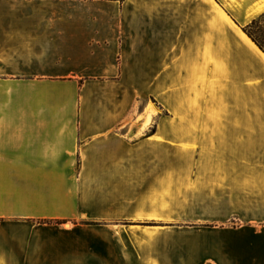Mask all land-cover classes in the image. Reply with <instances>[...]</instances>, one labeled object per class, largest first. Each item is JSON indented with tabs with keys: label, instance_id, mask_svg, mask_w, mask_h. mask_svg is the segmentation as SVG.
Listing matches in <instances>:
<instances>
[{
	"label": "crops",
	"instance_id": "0c3cea01",
	"mask_svg": "<svg viewBox=\"0 0 264 264\" xmlns=\"http://www.w3.org/2000/svg\"><path fill=\"white\" fill-rule=\"evenodd\" d=\"M263 13L264 0H0V264H264V53L233 20ZM215 27L235 41L217 45L223 101L260 159H164V123L133 138L135 85L174 109L167 36L180 50L199 30L213 51ZM167 182L172 235L117 224L165 219Z\"/></svg>",
	"mask_w": 264,
	"mask_h": 264
},
{
	"label": "rangeland",
	"instance_id": "374dc122",
	"mask_svg": "<svg viewBox=\"0 0 264 264\" xmlns=\"http://www.w3.org/2000/svg\"><path fill=\"white\" fill-rule=\"evenodd\" d=\"M233 20L243 26L252 21L244 24L241 19ZM256 21L257 24L252 25L251 30L264 37V16ZM218 23H223L220 18ZM234 24H229V28L242 43L236 32L237 25ZM198 27H201V21H198ZM217 29L215 27L212 39L209 38L214 45L213 51L207 50L206 35L199 30L196 35L181 36L180 50H175V37L167 36L165 95L174 101V109L169 100L164 101L169 110L163 107L157 96L156 84H149V88L148 85H135V88H140L144 93L135 101V114L140 113L134 124L133 138L135 141L143 139L152 131L156 132L160 124L164 123L161 125L165 143L164 159H260V153H255L252 147H239V140L248 138V133L244 135L238 132L233 104L223 101L221 95V51L217 45H231L235 41L231 35L223 36ZM175 67L181 70L175 73ZM141 152L145 155L144 159H157L153 157L152 145L145 146ZM165 192L169 202L165 219L121 220L117 224L129 229L155 227L164 230L165 235H172V183L167 182ZM86 221L87 224L112 223Z\"/></svg>",
	"mask_w": 264,
	"mask_h": 264
},
{
	"label": "trees",
	"instance_id": "16d2710c",
	"mask_svg": "<svg viewBox=\"0 0 264 264\" xmlns=\"http://www.w3.org/2000/svg\"><path fill=\"white\" fill-rule=\"evenodd\" d=\"M264 16V13L258 18ZM257 19V18H256ZM256 19H253L249 24L243 26L242 31L258 46V48L264 53V37L256 31H252V25L257 24ZM154 131H152L153 133Z\"/></svg>",
	"mask_w": 264,
	"mask_h": 264
},
{
	"label": "bare ground",
	"instance_id": "6f19581e",
	"mask_svg": "<svg viewBox=\"0 0 264 264\" xmlns=\"http://www.w3.org/2000/svg\"><path fill=\"white\" fill-rule=\"evenodd\" d=\"M247 38H248V37H247ZM247 40H248V39H247ZM249 40L251 41V39H249ZM249 40H248V41H249ZM250 41H249V42H250ZM251 42L253 43V41H251ZM251 42H250V43H251ZM253 45H255V44L253 43ZM255 46H256V45H255Z\"/></svg>",
	"mask_w": 264,
	"mask_h": 264
}]
</instances>
